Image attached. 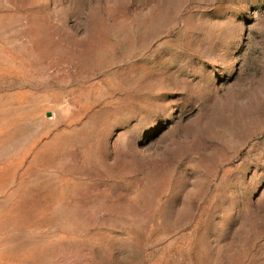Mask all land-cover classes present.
<instances>
[{"label":"rangeland","instance_id":"374dc122","mask_svg":"<svg viewBox=\"0 0 264 264\" xmlns=\"http://www.w3.org/2000/svg\"><path fill=\"white\" fill-rule=\"evenodd\" d=\"M0 264H264V0H0Z\"/></svg>","mask_w":264,"mask_h":264},{"label":"water","instance_id":"95a60500","mask_svg":"<svg viewBox=\"0 0 264 264\" xmlns=\"http://www.w3.org/2000/svg\"><path fill=\"white\" fill-rule=\"evenodd\" d=\"M48 116H50V114Z\"/></svg>","mask_w":264,"mask_h":264}]
</instances>
